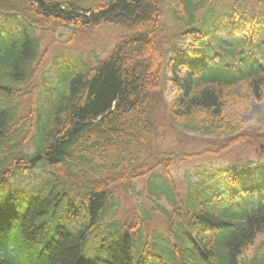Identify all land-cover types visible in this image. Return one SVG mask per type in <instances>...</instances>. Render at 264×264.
Masks as SVG:
<instances>
[{
	"label": "trees",
	"instance_id": "trees-1",
	"mask_svg": "<svg viewBox=\"0 0 264 264\" xmlns=\"http://www.w3.org/2000/svg\"><path fill=\"white\" fill-rule=\"evenodd\" d=\"M103 28L40 74L42 33ZM251 100L264 0H0V264H264V114L227 112Z\"/></svg>",
	"mask_w": 264,
	"mask_h": 264
},
{
	"label": "rangeland",
	"instance_id": "rangeland-1",
	"mask_svg": "<svg viewBox=\"0 0 264 264\" xmlns=\"http://www.w3.org/2000/svg\"><path fill=\"white\" fill-rule=\"evenodd\" d=\"M63 33V34H62ZM68 35L66 34V31H59V32H45L42 33L43 37V50H46V55L44 56L43 60L41 61L39 65V71L40 74L43 71H46L50 69L51 63L56 55L62 54L65 58H71L73 55H78L81 53H92L97 52L98 54L102 55L103 51L108 48L110 49L113 47L115 43V38L117 37V31L112 28H103L96 33L91 35V38H85L83 41H81L78 44L75 45H66V40L68 39ZM38 83L40 87L42 86L41 80H38ZM174 91L172 87L169 88L168 91V97L171 98ZM31 99L26 98L22 100V115L27 113L29 110ZM228 114L231 116H237L239 118V121L242 125H244L246 128H253L256 124V120L258 117L262 116L264 114V101L262 102H256L254 100L250 101V110L249 112H242L238 109H234L232 107L228 108L227 110ZM191 140V139H190ZM183 142L182 145L177 147L176 144H174L175 149L178 148V150H193L194 147H196L195 143H192L191 141ZM263 150H258L255 152V154L263 156L264 157V147L262 146ZM239 156V153L237 152L234 155L228 156L227 158H208V157H201V158H194L191 160L183 161L182 159L178 160V165L176 166V169L174 171V175L176 180L178 181V184L184 181V174L188 169H193L192 167L196 165H201L204 162H213L218 164H225V162L229 160L237 159ZM142 201V198L133 197L131 200L123 198V214L125 216L129 215V213L132 211L133 207L140 203ZM158 218V217H157ZM159 220V218H158ZM158 220H156V217L153 220V226H158Z\"/></svg>",
	"mask_w": 264,
	"mask_h": 264
}]
</instances>
